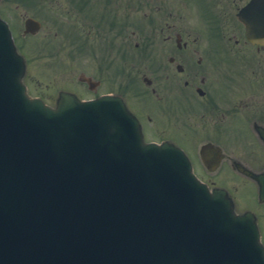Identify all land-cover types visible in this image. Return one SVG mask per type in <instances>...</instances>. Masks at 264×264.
I'll list each match as a JSON object with an SVG mask.
<instances>
[{
    "label": "water",
    "instance_id": "obj_1",
    "mask_svg": "<svg viewBox=\"0 0 264 264\" xmlns=\"http://www.w3.org/2000/svg\"><path fill=\"white\" fill-rule=\"evenodd\" d=\"M22 71L0 20V264H264L249 217L210 196L180 150L144 145L120 101L51 111L27 98ZM55 121L73 143L48 134Z\"/></svg>",
    "mask_w": 264,
    "mask_h": 264
},
{
    "label": "flooded vegetation",
    "instance_id": "obj_2",
    "mask_svg": "<svg viewBox=\"0 0 264 264\" xmlns=\"http://www.w3.org/2000/svg\"><path fill=\"white\" fill-rule=\"evenodd\" d=\"M154 2L157 17L142 9L152 32L138 35L135 69L123 85L128 3L120 0L115 9L108 3L104 41L109 61L100 72L105 86L121 93L140 117L146 136L160 135V142L183 147L210 179L224 166L248 179L250 188L255 183L244 170L264 172V1ZM177 16L191 20L188 31L171 21ZM230 193L237 207L250 206L249 197ZM258 205L264 241V203Z\"/></svg>",
    "mask_w": 264,
    "mask_h": 264
},
{
    "label": "rangeland",
    "instance_id": "obj_3",
    "mask_svg": "<svg viewBox=\"0 0 264 264\" xmlns=\"http://www.w3.org/2000/svg\"><path fill=\"white\" fill-rule=\"evenodd\" d=\"M81 1L82 0H77V2L76 0H0V14L11 21L12 26L15 29L17 41L20 42L21 49H23V52L29 57L26 82L31 86V95L34 94V91L36 92V85H38L40 89L49 85L50 89L45 91H50L53 94H56L57 88H65L68 90H77L78 88L81 90L79 92H81L84 97L93 96L100 91L98 88L93 91L88 90L87 84L78 85L79 80L77 78L80 73L77 72V68L80 63H77L76 60L77 49L79 48H77L76 41L72 42V27L78 30L77 32L82 38L87 36L85 39L86 41H95L96 46L102 47L106 43V41L104 42L106 27L102 21H95L100 14L97 13L96 18L89 20L87 15L81 9H78L81 5ZM91 1H96L97 3V0ZM154 1L155 0H128L130 6L137 8L135 14L131 15L129 12V23H134L139 30L147 31L148 27L142 26L143 21L141 20L142 14L140 11L141 9L149 10L151 17H157L158 14L155 9L156 3ZM181 1L182 0H177L179 5L181 4ZM108 3H111L112 9H115L116 6H119L120 0H106L104 7L106 11ZM95 8L97 9L96 5ZM86 10L92 11L94 10V7L89 3L86 5ZM117 10H119V8H117ZM48 15L57 18L48 19L46 18ZM182 15L186 16L187 13L182 12ZM29 16L36 19H43L45 22L43 29L33 35L24 33V21L25 18ZM102 18H105V16ZM161 19L162 15L158 22ZM171 21L176 24L177 28L185 29V31H188L187 28H191L189 23L191 20L189 18H180L177 16ZM171 21L170 23H172ZM62 23H65V27L60 26ZM189 31L193 32L192 29ZM60 32H64L65 40L62 38ZM160 35L161 37L163 36L162 33ZM47 38L51 42H49ZM61 40H63V43H61ZM41 41H46L49 45L48 50L54 48V52L51 54L42 53L40 50ZM135 42L136 41L133 42L131 47H128L132 56L136 53L134 48ZM95 48L96 47L93 44L88 47V50L93 51ZM102 60L103 58L100 61ZM133 70L134 68L133 66L131 67V62L126 63L123 68L125 75L119 81L121 85L128 83L131 80L129 76L132 74ZM125 78L129 81L126 82ZM168 125L166 126L167 131L168 129H171ZM166 133L167 132H165V135ZM200 171L201 170L198 171L200 173L199 176L203 180L209 181L210 177ZM213 177L214 178L211 179L216 182L215 184L228 187L234 194H237L242 199V194H244L243 196L245 197H249L247 205H252L254 202L253 200H250V197L253 195L252 188L247 190L249 188L248 183H250L248 179L228 173V170L224 166L220 174L216 173Z\"/></svg>",
    "mask_w": 264,
    "mask_h": 264
}]
</instances>
